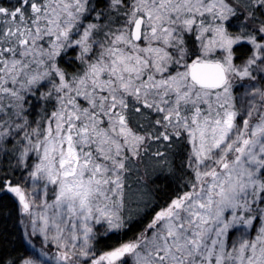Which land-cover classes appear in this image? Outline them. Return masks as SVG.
I'll use <instances>...</instances> for the list:
<instances>
[{"label": "snow or ice", "instance_id": "obj_1", "mask_svg": "<svg viewBox=\"0 0 264 264\" xmlns=\"http://www.w3.org/2000/svg\"><path fill=\"white\" fill-rule=\"evenodd\" d=\"M0 264H264V0H0Z\"/></svg>", "mask_w": 264, "mask_h": 264}]
</instances>
